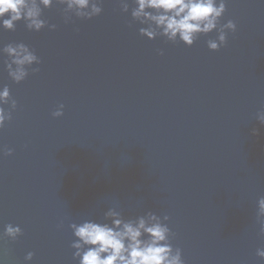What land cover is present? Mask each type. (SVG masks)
Instances as JSON below:
<instances>
[{
    "label": "water",
    "instance_id": "95a60500",
    "mask_svg": "<svg viewBox=\"0 0 264 264\" xmlns=\"http://www.w3.org/2000/svg\"><path fill=\"white\" fill-rule=\"evenodd\" d=\"M128 2L68 24L53 4L42 18L55 30L0 28V49L23 42L41 60L17 84L0 55V88L17 101L0 130L12 149L0 153V232H23L0 240V264H78L69 224L110 207L167 215L184 264H264V0H226L221 23L237 28L218 51L206 44L215 31L191 47L141 36Z\"/></svg>",
    "mask_w": 264,
    "mask_h": 264
},
{
    "label": "clouds",
    "instance_id": "9594fccd",
    "mask_svg": "<svg viewBox=\"0 0 264 264\" xmlns=\"http://www.w3.org/2000/svg\"><path fill=\"white\" fill-rule=\"evenodd\" d=\"M131 18L144 27L139 34L149 40L164 37L172 43L182 42L191 47L200 36L215 31V39L206 41L211 51H218L227 43L228 32H235L237 25L229 19L221 23L226 11V0H132ZM56 4L62 6L64 23H72L73 17L91 20L103 11V0H0V28L14 31L17 22L23 21L29 31L39 32L45 27L55 30L56 24H49L43 16V9ZM123 13L129 12L128 0H119ZM163 55V51L159 52ZM4 69L8 77L19 84L32 73L40 71L41 60L36 52L25 43H8L0 49ZM37 65V67H33ZM4 105H8L6 110ZM17 101L12 98L7 85L0 88V130L12 119ZM64 105L59 104L52 112L54 118L61 117ZM256 120L264 125V109L256 114ZM253 129V135L257 134ZM5 156L12 149H0ZM257 223L260 235L264 236V196L258 199ZM167 215L161 217L153 211L126 219L116 207H110L103 214L102 221L85 219L80 223H70L75 239L70 247L74 249L73 259L78 264H184L182 251L173 248L174 233L166 223ZM63 227V221L57 226ZM23 235L19 225L9 223L0 232V240L15 241ZM257 256L264 259V248H258ZM28 252L25 261L33 259Z\"/></svg>",
    "mask_w": 264,
    "mask_h": 264
}]
</instances>
